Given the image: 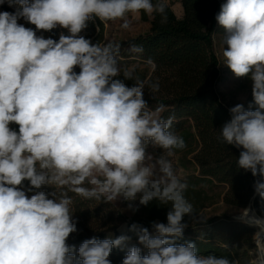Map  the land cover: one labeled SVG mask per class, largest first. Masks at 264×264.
I'll use <instances>...</instances> for the list:
<instances>
[{
	"label": "clouds",
	"instance_id": "obj_1",
	"mask_svg": "<svg viewBox=\"0 0 264 264\" xmlns=\"http://www.w3.org/2000/svg\"><path fill=\"white\" fill-rule=\"evenodd\" d=\"M5 2L15 10L0 11V264H112L114 248L126 249L122 264H236L198 255L194 242L177 243L188 227L184 217L193 219L195 208L171 159L186 148L171 130L175 117L164 119L165 105L152 109L144 99L145 88L154 96L159 83L141 79L135 66L122 70L120 43H93L81 34L97 18L121 21L120 28L130 30L142 12L166 23V0H0V5ZM215 20L223 29L224 65L252 82V101L247 108L243 103L229 108L219 139L240 149L237 167L256 178L254 196L264 201V0H226ZM58 27L68 35L44 37ZM128 51L140 54L143 46L131 44ZM69 192L127 202L133 212L136 201L171 207L167 223L152 222L153 232L130 226L146 255L129 246L132 237L125 234L94 236L76 249L67 243L78 232ZM235 218L256 229L248 264H264V214L249 205Z\"/></svg>",
	"mask_w": 264,
	"mask_h": 264
},
{
	"label": "trees",
	"instance_id": "obj_2",
	"mask_svg": "<svg viewBox=\"0 0 264 264\" xmlns=\"http://www.w3.org/2000/svg\"><path fill=\"white\" fill-rule=\"evenodd\" d=\"M155 3L156 0H153ZM226 0H181L183 16L178 18L170 5L167 4V22L161 23L158 14L152 16L150 30L129 40L119 42L121 53L119 62L123 67L132 63L153 65L150 75H138L141 79L159 83V91L150 94L145 88L144 99L150 108L165 105L161 114L164 119L174 116L171 130L183 137L186 148L176 153H183L189 162L196 166L198 175H190L187 180V199L195 208L194 218L207 206L209 198L199 185L224 186L223 201L226 205L243 209L253 201V207L259 215L264 214V201L254 196V178L251 172H245L237 167L240 149L223 143L220 139L222 125L230 119L227 107L217 92L221 80L219 58L214 50L213 36L222 34L223 29L215 20L221 5ZM5 2L0 5V11L13 12ZM25 22L24 20H20ZM27 23V22H26ZM28 27L34 28L29 23ZM104 25L98 18L88 22V27L81 33L93 43L104 42ZM66 29L56 28L44 32L45 38L58 40ZM40 34V33H38ZM131 44L142 45L140 54L128 51ZM151 59L153 63H148ZM79 72V69H76ZM132 86L133 81H125ZM252 101L251 90L245 107ZM73 203L71 209L77 219V233L70 235L67 243L79 245L92 237L105 239L109 232L114 238L122 235L119 228L124 222L123 216L117 212L111 202L95 199H85L69 192ZM145 210L146 218L140 221L142 227L153 232L152 222L167 223L166 214L171 205H162L152 201ZM168 207V208H167ZM193 219L184 217L188 227L184 229L183 237L177 243L194 242L198 255L214 254L226 257L236 264H248L254 251L252 235L255 229L236 222L232 217H214L207 221L192 224ZM133 240H138L129 231ZM123 228H121V231ZM136 245L129 243V246ZM140 247L138 244L136 245ZM141 248V247H140ZM125 250L114 248L109 256L112 264H122ZM142 255L147 249L141 248Z\"/></svg>",
	"mask_w": 264,
	"mask_h": 264
},
{
	"label": "rangeland",
	"instance_id": "obj_3",
	"mask_svg": "<svg viewBox=\"0 0 264 264\" xmlns=\"http://www.w3.org/2000/svg\"><path fill=\"white\" fill-rule=\"evenodd\" d=\"M167 4L171 6L174 13L178 18L183 16V8L181 6L180 10V0H166ZM152 20V16L147 15L146 13H141L138 19H134L132 22V27L130 30H124L120 28L121 21H111L105 22L104 25V42L107 41H114V42H121L125 40H129L134 38L138 35L146 34L150 30V22ZM19 23L24 24L25 27H28V24L23 21H19ZM213 43H214V50L219 58V69L221 73V80L218 83L216 89L218 95L220 96L221 100L227 107L235 106L238 103H243L245 105L248 94L251 90L252 82L249 78H236L231 70L224 65V58L222 56L223 44H222V34H215L213 36ZM121 65V64H120ZM135 66V74L138 76L142 75H150L153 70V65H146L141 63H132L129 67H123L121 65L122 70L124 68H131ZM150 152L155 151V154L159 155L160 150H153L151 146L148 149ZM173 162L174 168L182 171V177L185 182H187L188 177L190 175L197 176L198 171L194 164L189 162L190 157L185 158L183 153H176V156L171 158ZM25 188H27L28 182L25 181ZM198 188L203 191L209 198L207 206L194 218L192 224L200 223L207 221L214 217H235L238 215L239 208L228 206L224 203L223 197L225 194V187L224 186H209V185H199ZM41 190L46 192H51L53 189L50 187H44ZM35 191V190H34ZM29 196L33 194V192L27 193ZM116 209L117 212H120L123 216L124 222L119 228V232L121 234L129 235L128 233V224L136 220V224L140 225V221L144 222L146 218L145 210L148 209L147 206L139 205V201H136V205H138V210L133 212L128 209L127 202L118 201V202H111ZM168 208V207H167ZM256 213L259 215L258 211L253 207ZM236 221V220H235ZM243 225H246L240 221H236ZM248 226V225H246ZM121 228L123 230L121 231ZM136 236L135 233L132 234ZM108 237L114 239V235L112 232L108 233ZM132 237V236H131ZM138 244L141 248H144L143 245L138 243V240H133L129 242ZM145 249V248H144ZM253 252V251H252ZM251 252V254H252ZM252 256V255H251Z\"/></svg>",
	"mask_w": 264,
	"mask_h": 264
},
{
	"label": "water",
	"instance_id": "obj_4",
	"mask_svg": "<svg viewBox=\"0 0 264 264\" xmlns=\"http://www.w3.org/2000/svg\"><path fill=\"white\" fill-rule=\"evenodd\" d=\"M249 205H251V207L253 208V201H252V203H250ZM249 205L247 206V207H249ZM257 214V213H256ZM258 215V214H257ZM236 217V216H235ZM235 217H232L234 220H236V221H239V220H237ZM252 228H254V227H252ZM255 229V228H254ZM255 231H256V229H255Z\"/></svg>",
	"mask_w": 264,
	"mask_h": 264
},
{
	"label": "crops",
	"instance_id": "obj_5",
	"mask_svg": "<svg viewBox=\"0 0 264 264\" xmlns=\"http://www.w3.org/2000/svg\"><path fill=\"white\" fill-rule=\"evenodd\" d=\"M179 3H180V10H181V6H182V5H181V0H180V2H179ZM182 12H183V11H182Z\"/></svg>",
	"mask_w": 264,
	"mask_h": 264
}]
</instances>
